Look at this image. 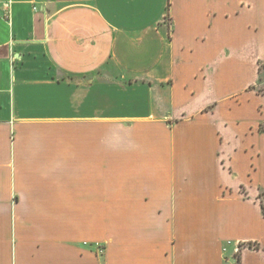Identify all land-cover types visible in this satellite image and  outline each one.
<instances>
[{"label": "crops", "instance_id": "crops-1", "mask_svg": "<svg viewBox=\"0 0 264 264\" xmlns=\"http://www.w3.org/2000/svg\"><path fill=\"white\" fill-rule=\"evenodd\" d=\"M261 63L264 0H0V264H264Z\"/></svg>", "mask_w": 264, "mask_h": 264}, {"label": "rangeland", "instance_id": "rangeland-1", "mask_svg": "<svg viewBox=\"0 0 264 264\" xmlns=\"http://www.w3.org/2000/svg\"><path fill=\"white\" fill-rule=\"evenodd\" d=\"M261 69L263 70V74H264V63H261ZM263 77H264V75H263ZM255 88H257V87H255ZM260 90L264 94V82H263L262 86L260 87ZM261 129H262V131H264V126H262ZM262 197L264 198V193H263ZM263 201H264V199H263Z\"/></svg>", "mask_w": 264, "mask_h": 264}]
</instances>
